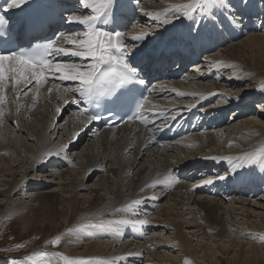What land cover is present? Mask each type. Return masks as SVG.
Listing matches in <instances>:
<instances>
[{"label": "bare ground", "instance_id": "6f19581e", "mask_svg": "<svg viewBox=\"0 0 264 264\" xmlns=\"http://www.w3.org/2000/svg\"><path fill=\"white\" fill-rule=\"evenodd\" d=\"M37 1L27 0L10 11H23ZM68 1H52L58 8L73 9L67 11L64 26L56 30L60 36H83L87 26L68 18L94 13L81 0H74L76 4ZM232 1L243 13L238 19ZM189 2L112 0L96 23L102 31L111 32L113 24L114 32L122 33V51L128 53L129 64L135 62L137 74L148 76L144 83L153 94L135 121L110 129L96 121L85 123L79 93L63 92L79 83L61 81L59 73L49 74L38 95L35 82L21 85L18 93L11 85L6 89L0 124L1 207L6 205V212L16 214L24 227L64 218L63 234H71L62 246L70 258L90 264H115L128 258L141 264L145 257L149 264H181L174 253L186 252L203 264H218L216 254L220 252L229 264H264V159H242L264 141V65L260 59L250 58L257 40L264 45V30L259 25L264 0H246L245 5L250 3L245 11L240 0H213L194 7L188 15L173 7ZM165 19L171 22L165 24ZM243 24L244 30L249 26L247 35L240 28ZM141 34H146L144 39H131ZM156 51L160 53L157 59L152 58ZM52 61L91 63L64 55H54ZM53 84L60 85V90L49 94ZM182 117L184 121L203 120L202 128L157 145L153 136L160 124ZM36 173H48L52 180L41 181ZM93 174L98 178L87 187L86 180ZM166 177L176 182L170 183ZM209 180L212 182L205 183ZM32 190L35 192H26ZM160 194L171 211L160 210L153 224L119 223L135 211L144 214L154 204L159 207ZM49 197L52 201L45 200ZM136 200L141 203L133 204ZM29 203L33 205L29 207ZM47 212L53 213L52 218ZM201 212L204 216L197 219ZM101 222L103 227L92 228L98 230L94 234L90 227H80ZM71 227L73 231L67 233ZM195 228L209 238L203 240L199 252L191 249L192 240L186 237L192 230L196 246L201 247L202 238ZM144 231L150 239L143 247L135 242L137 249L129 250L126 234L138 240L144 238ZM49 251L46 247L45 252Z\"/></svg>", "mask_w": 264, "mask_h": 264}, {"label": "snow or ice", "instance_id": "6c2138e0", "mask_svg": "<svg viewBox=\"0 0 264 264\" xmlns=\"http://www.w3.org/2000/svg\"><path fill=\"white\" fill-rule=\"evenodd\" d=\"M112 0H81L84 8H89L94 13L93 15H81L70 17L69 22L78 23L87 26V31L83 36H65L61 34L55 40H52L47 45L43 46V54H37L36 50L29 52L26 50L13 51L7 54L0 53V124L3 123L4 109L3 105L7 102L5 95L6 89L11 85L14 92H19L20 86L27 87L35 82L36 94H39V89L49 80V74L59 73L57 77L61 81H76L79 83L77 88H64V93H79V97L86 103L91 104L93 101L103 97L111 92L118 84H123L135 78L136 68L132 67L128 60V53L122 51L123 35L120 32H106L96 27L97 21L105 15L106 10L110 7ZM213 0H190L186 5H174L177 10H184V14L188 15L189 11L196 6L211 4ZM27 3V0H7V8H19ZM159 19V14H156ZM171 21L165 19L163 23L167 24ZM8 21L3 15H0V28L7 25ZM146 34L135 35L131 39L140 41L144 39ZM66 43L71 47H64L61 44ZM51 55H64L79 57L83 60H90L87 66L66 63H54L48 57ZM140 83H143L141 80ZM264 87V85H262ZM60 90V85L53 84L48 88L49 94L53 90ZM27 95V92L23 93ZM68 101H65L67 103ZM73 102H76L73 100ZM141 104L140 108L143 109ZM60 109L57 108V112ZM19 112V108L17 109ZM80 115H84L81 112ZM101 117L98 115H87L85 123H91ZM142 122H144L142 120ZM51 153H46L50 155ZM246 158L249 162H255L258 159H264V146L256 149L252 153H245L242 159ZM231 159V158H229ZM170 183L176 181L169 177L165 178ZM212 181H205L211 183ZM155 183V182H154ZM154 186L153 185H149ZM133 204L141 203L140 200L132 202ZM119 223H138L144 224L147 221H128L121 220ZM104 223L81 225L84 227H103ZM72 232L73 229H69ZM62 237L57 236L49 243L53 246L59 245ZM17 247H22L18 245ZM50 255H55L63 264H90L88 260L80 258H70L63 253L55 254L45 251L34 253V257L43 258ZM185 264H189L185 261Z\"/></svg>", "mask_w": 264, "mask_h": 264}, {"label": "rangeland", "instance_id": "374dc122", "mask_svg": "<svg viewBox=\"0 0 264 264\" xmlns=\"http://www.w3.org/2000/svg\"><path fill=\"white\" fill-rule=\"evenodd\" d=\"M219 1H221V0H219ZM224 1H227V0H224ZM240 1H241V4H243L242 9L245 11L248 8V5H249L250 2L247 3V5H245V1L246 0H240ZM230 4H231V7H232L233 11L231 9L230 10L235 14L236 17L238 15H240V14H243L240 10H237V5H235L234 1H232ZM234 5L236 7H234ZM238 17H237V19H238ZM247 18H249V17H247ZM263 19H264V17H263ZM263 19H261V22L263 21V23H260L259 25H260V27H263L262 29L264 30V20ZM243 23H245V22H243ZM244 26L245 25L243 24L242 26H240V28L244 27ZM247 28H249V26ZM247 28H246V30H244V28H241L242 33H246V35H247V33H248L247 32L248 31ZM243 37L244 36H242V38ZM250 55H251L250 56L251 59H253L254 57H255V59H260L263 62V65H264V45L262 44L261 41H259V40L256 41L254 49H253V51L251 52ZM184 70H187V69L185 68ZM236 120H238V119H236ZM262 142H263V144H261L260 147L264 146V141H262ZM246 165H247L246 169L250 170V172H254L250 168L249 164H246ZM246 169H245V172H247ZM247 173H249V172H247ZM101 174H103V173H101ZM36 175H39V176H35V177H39L38 179L41 180V181L43 179L45 181H49L50 179L52 180V178L50 176H46V175H49L48 173H43V174L36 173ZM96 178H98L96 175H94V174L91 175V177L88 180H86L85 185L87 187H91L94 184ZM55 182H56V180L54 179V183ZM186 182H188V181H186ZM54 183H53V186L57 187V185L54 184ZM93 188H95V186L92 187V189ZM171 191L172 190H170L169 193ZM190 191L193 192L192 190H190ZM26 192L32 193V192H35V191L32 190V191H26ZM86 193H88V190H87ZM153 194H155V191H153ZM162 198H163V195L161 196V194H160L159 201L157 203V204H159V207H157L156 204H154L156 206V208H155V206H153L151 209L148 210L149 211L148 213H144V214L141 213L140 211H135L133 213V215H129L128 216V218H129L128 220L129 221H133L135 219L134 221H141L143 219L142 221H147V223L153 224V222L156 221L157 213L161 212L160 210H164V211H166V213L171 211V210H169L170 206L168 204H166V205L164 204L163 205V202L165 203V199L166 198H163V199ZM245 198H247V197L245 196ZM251 198H254V197H251ZM251 198H249V199H251ZM224 199H226V200H224ZM45 200L52 201L50 199V197L46 198ZM222 200H223V202L224 201L226 202L227 198H223ZM143 202L146 203V201H143ZM33 204H35V202ZM33 204H31V205H33ZM28 205H29V207L31 206L30 203ZM163 207H165V208H163ZM143 208H146L145 204L143 205ZM186 208L187 207H184V209H186ZM5 209H6V205L1 207V203H0V264H49L52 261L55 264H58V263L61 264L62 263L61 260L58 257H56L55 255H52L53 259L52 258L43 257V258H38L34 262V259H36V257H34V253L39 252V251H46V247H47L48 251L50 250L48 253L53 252L52 254H55L56 251L61 250V251H63L64 255L70 257L69 254L65 253V251H64L65 247L62 246V245H64V243H65L64 241H65L66 237L70 236V234H71V233L68 232V230L69 229H73L75 226L69 228L66 231L69 234H63L65 232V230H63V228H64V218H57L56 217V221L54 223H49V222L46 223V222H44L42 225L41 224L34 225L32 223H29L27 227H24L22 222L19 221L18 216L16 214L11 213V212L7 213ZM184 209H183V212H184ZM253 209L254 208H251V210H253ZM186 211H188V210H186ZM152 212H154V213H152ZM52 214H53L52 212H47L45 215L52 218ZM143 215H144V217H143ZM161 215H162V213H161ZM199 215H201V216H198L197 219L203 217L204 213L201 212ZM157 216H159V215H157ZM230 220H231V218L228 219L227 223H229ZM251 220H254V219H251ZM92 228L93 227H90L91 230H92ZM196 229L197 228H195L194 230H196ZM96 231H98V230H92L91 233L94 234V232H96ZM184 231H186V230H184ZM188 232H189V234H186L187 235L186 237H187V239L189 241L192 240L191 241V249L195 250L197 248V251L199 252L201 250V248H202V245H205V242H203V240H207L209 238L201 236L202 230H201V232L197 231L196 235H200L199 239L202 238L201 239L202 242L200 244L201 247H198V244L196 246V243H198V240L196 239V237H194L195 233L192 234L193 233L192 230H190ZM147 233H148L147 231H144L143 232V235H144L143 237L144 238H141V239H138V240H136L133 237H130L131 235L129 233H127L126 234L127 236H125V238L128 239L129 245L131 244V246H129V250H131L132 247L134 249L136 248V246H134V244L135 245L140 244V245H142L141 247H143L144 241H147L148 239H150V236ZM168 233H170V232H168ZM57 236H61L62 237L61 242H60L59 245L53 246L49 242L51 240H53L55 237H57ZM156 237H158V235H156ZM161 238L162 237H160V239ZM104 239H102L100 241L101 242L102 241L105 242V240H109L108 237H107V239H105V240ZM132 239H134V240H132ZM100 241H98V242L101 243ZM108 242L110 243V240ZM135 242L138 243V244H136ZM245 242H247V240H245ZM245 242L243 244H245ZM18 245H22V247H17ZM81 249H79V250H81ZM244 249H247V247H244ZM174 254H175L176 258L178 257L177 259H178V261L181 262V264H185V261H188L189 264H198V263L203 264V262L196 261L194 258H192V256L190 254H188L186 252H182V253L181 252H176ZM199 254H201V253H199ZM198 256H200V255H198ZM216 257L219 260L218 264H229V263H227L228 259L222 253L218 252L216 254ZM145 259L146 258L144 257V261H145ZM142 260L143 259L141 258V264H149V263L144 262ZM263 260H264V257H263ZM115 264H136V263L133 260H129L128 261V258H127L124 262L123 261H119V262H117Z\"/></svg>", "mask_w": 264, "mask_h": 264}]
</instances>
